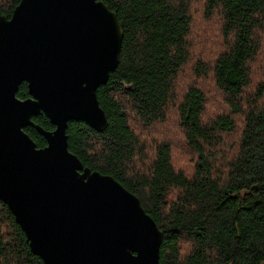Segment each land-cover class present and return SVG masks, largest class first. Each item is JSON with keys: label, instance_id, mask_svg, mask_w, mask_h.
<instances>
[{"label": "trees", "instance_id": "1", "mask_svg": "<svg viewBox=\"0 0 264 264\" xmlns=\"http://www.w3.org/2000/svg\"><path fill=\"white\" fill-rule=\"evenodd\" d=\"M19 2L0 0V14ZM102 2L122 29L96 93L108 122H69V152L139 199L162 232L160 264H264V0ZM0 264H43L2 202Z\"/></svg>", "mask_w": 264, "mask_h": 264}, {"label": "water", "instance_id": "2", "mask_svg": "<svg viewBox=\"0 0 264 264\" xmlns=\"http://www.w3.org/2000/svg\"><path fill=\"white\" fill-rule=\"evenodd\" d=\"M121 42L102 0H20L10 18L0 14V202L43 264H160L162 232L139 199L67 145L71 121L106 128L96 93L117 67ZM39 115L52 130L32 121Z\"/></svg>", "mask_w": 264, "mask_h": 264}, {"label": "rangeland", "instance_id": "3", "mask_svg": "<svg viewBox=\"0 0 264 264\" xmlns=\"http://www.w3.org/2000/svg\"><path fill=\"white\" fill-rule=\"evenodd\" d=\"M198 21H199V19H198ZM194 36L199 37L200 34L199 33L196 34L194 32L192 38ZM179 152H180V149H177V148L174 151V159L177 161V162H175V166H178V168L181 167L182 165H184V162H182L184 157H182V153H179Z\"/></svg>", "mask_w": 264, "mask_h": 264}, {"label": "bare ground", "instance_id": "4", "mask_svg": "<svg viewBox=\"0 0 264 264\" xmlns=\"http://www.w3.org/2000/svg\"><path fill=\"white\" fill-rule=\"evenodd\" d=\"M107 119V118H106ZM108 122V121H107Z\"/></svg>", "mask_w": 264, "mask_h": 264}, {"label": "flooded vegetation", "instance_id": "5", "mask_svg": "<svg viewBox=\"0 0 264 264\" xmlns=\"http://www.w3.org/2000/svg\"><path fill=\"white\" fill-rule=\"evenodd\" d=\"M21 100V99H20Z\"/></svg>", "mask_w": 264, "mask_h": 264}]
</instances>
